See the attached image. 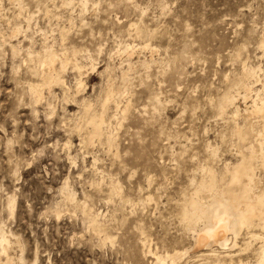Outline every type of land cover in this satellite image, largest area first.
<instances>
[{"label": "rangeland", "instance_id": "1", "mask_svg": "<svg viewBox=\"0 0 264 264\" xmlns=\"http://www.w3.org/2000/svg\"><path fill=\"white\" fill-rule=\"evenodd\" d=\"M135 25L154 33L153 54ZM263 41L264 0H0V226L14 236L15 262L23 255L26 264H156L143 255L145 238L153 251L189 248L182 205L201 167L221 177L237 161L232 123L218 105L243 63L264 68ZM49 51L76 54L90 70L80 97L68 65L70 91H45L35 103L29 86L41 83L31 57ZM257 76L262 90L264 72ZM109 88L130 104L111 149L74 129L83 99L95 103ZM112 184L120 197L110 195ZM121 198L130 203L121 207ZM85 204L111 240L89 226ZM263 240L239 258L254 262Z\"/></svg>", "mask_w": 264, "mask_h": 264}, {"label": "bare ground", "instance_id": "2", "mask_svg": "<svg viewBox=\"0 0 264 264\" xmlns=\"http://www.w3.org/2000/svg\"><path fill=\"white\" fill-rule=\"evenodd\" d=\"M133 28L135 37L144 41L143 49L152 51L153 54L155 49H152L150 40L154 37V33L137 25ZM122 48H125V45ZM261 49H264V41ZM126 50L131 52L129 44L126 45L124 51ZM72 56L70 60L67 52L49 51L45 57L36 59L31 57L38 62L37 70H39L38 76L41 83L29 86L35 103H40L44 99L45 91L50 95L54 88L70 91L65 79L68 65H72L73 72L77 74L74 99L84 94L86 83L83 76L90 70H85L86 66L78 63L74 58L76 54ZM91 58L92 56L88 53L87 59L91 60ZM90 69L91 74H94L95 65L92 64ZM261 72H264L262 66L249 68L246 63H243L241 74L230 83L219 102V115L226 117L227 121L232 123L230 146L237 161L228 160L223 166L221 177L213 168L201 167L200 178L192 181V193L184 201L180 215L181 221L185 224L186 233L192 239V245L181 250L158 252L152 250L148 239L145 238L142 242L145 258L153 257L156 264H183L191 258H197L201 264H264V243L260 249L258 248L259 250L256 248L258 253L256 252L257 258L254 262L251 259L247 261L239 258L250 249L253 241L264 238L255 234L256 230L264 231V177L262 178V174L259 175L260 172H264V88L258 90L255 86V83L259 82L257 75ZM108 81L111 80L108 78ZM122 99L123 97L120 98L119 93L113 88H109L95 103L83 99L81 104L83 115L78 119L80 122L74 129L80 132L85 131L89 144L99 140L110 149L118 148L116 131L118 127H121V120L130 108V104H124ZM240 100L243 101V109L239 105ZM112 103L115 108L111 117L107 118V111ZM248 143L252 144L251 151L245 149ZM214 155L217 154L214 153ZM62 194H67L69 199L73 200L74 195L67 191L66 185L62 189ZM110 195L120 197V187L112 184ZM150 198L148 197L147 200ZM8 201L10 213L13 214L16 199L10 197ZM126 203L130 201L121 198L119 205L123 207ZM83 208L84 211L89 212V226L92 230L100 237L104 235L105 240H111L106 234L105 224L100 221L101 215L93 213L86 204ZM245 234L248 235L249 241L244 242L246 248L242 250L244 245L241 246V241ZM13 240V234L7 233L3 226H0V264H17L12 252ZM236 258L239 260L236 261ZM18 264H26L23 255L19 257Z\"/></svg>", "mask_w": 264, "mask_h": 264}]
</instances>
